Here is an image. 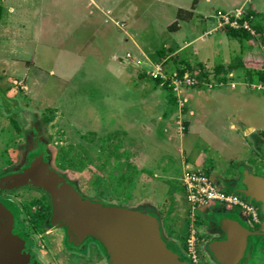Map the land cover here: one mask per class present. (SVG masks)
Instances as JSON below:
<instances>
[{
    "label": "rangeland",
    "instance_id": "1",
    "mask_svg": "<svg viewBox=\"0 0 264 264\" xmlns=\"http://www.w3.org/2000/svg\"><path fill=\"white\" fill-rule=\"evenodd\" d=\"M175 1L184 5L188 2ZM89 2L0 0L3 8L0 16V179L18 176L29 156L36 154L49 172L88 204L151 213L161 240L179 250L182 258L188 252L186 215L189 205L185 189L178 180L182 173V159L176 152L179 142L171 143L167 139L155 111L151 118L140 101L136 105L135 99L143 97L141 90L147 93L149 85H156L147 74V79L136 81L140 66L145 64L149 70L153 63L160 62L164 80L171 77V72L183 68L195 79L194 84L185 87L201 86L202 72L212 75V68L217 64L237 66V61L241 60L253 67V78L244 72V66H239L234 71L227 69L215 79H237L246 83L244 87L237 84L207 89L205 85L200 87L202 92L188 97L189 104L192 101L196 104L195 112L205 111L203 115L207 119L202 118V121H208L216 131L215 136L225 145L197 127L196 116L192 117L190 131L179 143L185 150L187 167L193 169L197 159L208 157L205 166L207 171L212 169L210 175L215 182L221 177L220 186L230 192L237 191L228 186L225 177L236 174L241 164L238 158L250 157L248 162L256 164L252 156L255 152L253 136L261 128L264 132V87L255 75L259 70L264 71V42L261 40L264 31L258 35L255 32L253 37L248 33L249 40L240 37V42L236 39L238 47L231 49L232 43H227L228 50H223L205 38L206 35H198L199 29L187 34L189 40L197 38L192 45L175 53L166 45H172L176 38L158 17V7L147 11V16L137 18L136 10L135 15L133 10L125 11L121 6L127 1L119 0L120 7L110 11L114 21L110 22L104 21L103 14L92 6L85 8ZM130 2L138 9L144 8L138 0ZM139 13L142 15L143 10ZM220 26V30L227 31L226 24ZM219 27L214 28L215 31ZM237 27L235 38L244 29L251 32L248 25ZM150 28L154 30L148 31ZM248 49L252 52L249 56L245 53ZM158 50L167 57L159 55ZM145 51H150L151 56ZM126 54L134 60L130 61ZM167 83L169 80L162 81V87ZM190 89L183 92L188 93ZM201 115L197 116L201 118ZM11 121H15L18 130ZM143 122L154 125L153 137L143 133ZM241 122L254 128L239 140L229 125L233 124L240 131ZM114 124L128 130L110 129ZM105 126L107 133L102 129L101 133L88 134L89 130L96 133V129ZM258 157L264 166V161ZM152 173L156 177H152ZM0 199L14 206L16 220L34 246L39 247V242H44L47 236L59 243L69 240L61 222L62 228L49 231V217L54 219L52 197L36 181L5 184L0 188ZM152 202L155 212L147 206ZM169 211L172 214L167 216L165 212ZM94 240L97 239H89ZM59 248L61 250L62 243L54 245L55 251L48 250L60 252ZM197 251L201 258L202 249L198 244ZM95 263L94 259L90 261V264Z\"/></svg>",
    "mask_w": 264,
    "mask_h": 264
},
{
    "label": "crops",
    "instance_id": "2",
    "mask_svg": "<svg viewBox=\"0 0 264 264\" xmlns=\"http://www.w3.org/2000/svg\"><path fill=\"white\" fill-rule=\"evenodd\" d=\"M125 1H127L126 5H123V7L121 6V8L125 9V11L133 10V14H134V11L136 10L135 14L137 18L140 16H143V17L147 16V14H149L147 11L151 10L152 12V9L155 7L159 8V12L157 13L158 17L164 20L163 24L165 25V28L170 32L171 35H173V38H176V41L173 40L172 45H166V46H171V49L175 53H178L180 51L182 52L185 48H187L188 46H191L193 43V40L195 41L197 38L195 39L194 37L189 40L187 34H190L192 32H197L199 29H201V31L199 32L198 35L202 34L201 37H204V35H206L205 38L208 37V39L212 40L213 45L223 50H228L229 47L227 46V43H232L231 49H235L236 47H238L237 40L241 38L240 37L235 38L236 35L231 36L227 33V31L223 32L222 30H220L221 28L220 24L221 25L226 24V26L231 27L233 30L238 28L237 25L244 26L245 24L246 27L247 25L250 27L252 25H256L260 28L262 32L264 31V0H188V2L185 3V5L181 2L178 3L175 0H152L149 3L143 0H138L140 4L143 3L142 6L144 8L142 9H138V7H136L134 2L132 3L130 2V0H125ZM120 5L121 3L119 4V0H97V2L96 0H90L88 7H85V8H89L90 6H92L93 8H95L96 11H98V13L100 12L101 14H103L104 21L114 22L112 20V15H111L112 13H110V11L112 9H117V6L120 7ZM178 9H182L185 11H191L192 16L188 19H178L176 28L170 29L168 28V26L173 21L176 20V13ZM106 10H108L109 13H107ZM142 10H143V13L142 15H140L139 12ZM182 15H185V13H182ZM244 16H247V18L242 19V21H239V19H241ZM133 19L137 20L135 17ZM192 20H194V22H192ZM146 26L150 27L149 24H146ZM217 27L219 28L218 30L215 31ZM125 30L126 29L124 28V31ZM153 30H154L153 28H150L148 31H153ZM247 33L252 35V37L255 36L254 35L255 31L252 27H251V32H247ZM256 33L257 35L260 34L258 32ZM217 34L219 35L217 38H215ZM246 40H249V39H246ZM216 43L217 44L220 43L218 44L219 46L216 45ZM146 53L149 56H151L150 51L149 52L147 51ZM245 53H247L249 56L251 55L252 52L249 51L248 49L247 51H245ZM162 55L165 56V53H163ZM125 56L129 58L130 61L134 60L133 57L130 55L127 56L126 54ZM137 62H141L143 64L142 61L137 60ZM154 64L155 63L152 64L153 68L152 69L150 68L151 71L156 72L157 71L156 68L157 66H159V69H160L159 73L163 78L164 76H163L162 65L160 64V62L157 65H154ZM221 64L224 65L223 63ZM224 66L227 67V65H224ZM237 66L234 65L231 70L234 71V70L239 69V66L240 67L244 66L243 68L244 69L246 68L245 71H250L252 73L254 72L253 67L247 66L241 60L237 61ZM145 67H147L145 64L144 66L143 65L140 66V72H139V73L145 72V76L142 78L143 80L148 78L146 77L147 75L152 77V75H150V72H149L150 69L147 70L148 67L147 68ZM173 72H176V71H173ZM262 72L264 73V71ZM183 73H186L185 70ZM251 76L252 78L254 77L253 75ZM137 78H138V75H137ZM137 78H136L137 82L139 80H142V79H137ZM156 78H159L161 81L157 84L155 83L156 85H154V87L152 85L151 86L149 85V88H148L149 90L147 93H145L146 90L142 89L141 94L143 95V97L142 99H138V98L135 99L136 105H138V103L141 102V104L144 106L143 109L144 110L146 109L145 111L150 112L149 115H151L150 116L151 118L155 116L152 111H155L158 114L156 120L158 121V123L161 122L162 130L161 128L160 130L166 133V137L171 143L177 141V143L179 142L180 144H181V141H183L185 136L190 131L192 117L194 119L195 116L196 117H195L194 123H197L196 126L202 127L203 131H206L211 136L216 137L215 129L214 128L212 129V127L209 125L207 120L202 121L203 120L202 118L207 119L204 117L205 115H203L205 111L201 109L202 115H201V112L199 111L195 112L196 109L194 106H196V104L194 101H192L189 104L188 102L189 96H192L195 93L198 94L202 92V88L200 87L205 86V85L207 86L206 87L207 89H213L216 87L220 88L223 85H226V86L229 85L230 87H235L237 84H239L240 87H244L243 84H246V83L238 81L237 79H236L237 81L235 79H232V81H229V79H227V81H222L221 79H218V81H216L215 80L216 78H215L212 81L213 82L215 81L218 83H212V81H203V84L201 86L185 87L187 85H180L178 86L179 88L177 87L176 89H173L171 83H167V86H165V88L162 87V81L169 80V78H167L166 80L164 79L162 80L161 77H156ZM152 79L155 80V78L153 77ZM223 82H226V83H223ZM260 85L264 87V85H262L261 83ZM188 88L189 89L191 88L190 92L188 93L183 92L184 90L187 91ZM178 89L180 90L178 91ZM181 94H183L184 96H182ZM180 95L182 97H180ZM147 97H150V98L147 99ZM197 115L199 116L201 115V118ZM240 124L242 125V129L240 131H238V127H235L233 124L229 125V129L233 131L234 137L236 136L239 137L238 138L239 140L241 139L242 136H246L249 133H251L254 128L253 126H249L243 122H241ZM141 126H142L144 134H150L152 137L154 136L155 130H154L153 124H151L150 122H143ZM112 127L125 130V131L128 130L125 127L116 126L115 124L110 126V129H112ZM102 129L106 131V133L109 131L106 126L100 127L96 129L95 134L101 133L99 131H101ZM261 129H259L256 135L253 136V142H252L255 148L254 150L255 152H253L252 156L256 164L255 163L252 164L248 162L250 161V159H252L250 157H247L246 160L238 158L240 159L241 164L238 165L236 169V174L232 173L231 175H227L225 177L226 183L228 184V186H233L240 193L234 190H232L231 192L238 194L243 201L248 202L253 207H255L256 219H253L250 215L246 214L239 206H233V205L230 206V205L221 204L218 202H208L203 205L192 206L187 201L189 205L187 209V215H186L187 222L189 221L187 224L188 238L190 236L194 238V243L196 245V249H195L196 262L193 263L188 253L185 252V256H183L184 258L182 257L185 264H230V261L226 258L227 257L226 254L227 253L229 254V252H232L236 248V246L227 248L225 254L220 253V246L224 242H227L228 240H230L231 236L234 233L232 231H237L238 233L241 232V233L246 234V232H248L249 229H253L252 233H254L257 238L255 241L256 246H258L259 251L263 249L264 233L261 231V229H262L263 220H264V203H262L260 200H257L256 198L244 195L239 187V184L241 183V179L244 176L256 177V178L264 180V166L259 163L261 162V159L258 157L260 156L262 160L264 161V132L263 131L261 132ZM89 131L91 132L93 130H89ZM217 137L214 139L217 140L218 142L220 141L222 146L225 145ZM179 143L177 144L176 152L177 153L179 152L178 156L179 158L182 159V173H181V176L178 177V180L180 181L181 186L184 188V185L182 182V177L184 173L187 171L197 170V171L204 172L206 175L210 177L212 182L217 187L224 189L222 186L219 185L222 178L218 177L219 180L217 179L218 181L215 182V180L210 175L212 169L210 171H207L205 162L209 161L208 157L203 156V158L200 157L199 159H197L195 161L196 167L193 169L187 167V157H185V150L183 149V146L179 145ZM244 145L246 144L244 143ZM229 163L232 166V161H229ZM211 167L213 168L212 165ZM257 168L259 169V171L256 172L255 170ZM234 176H237L235 180L233 179ZM152 177H156V174L152 173ZM147 206H150L153 212H155L154 210L156 208L153 202L151 203V205H147ZM165 213L168 216V214H172V211H169L168 213L165 212ZM223 229L228 230L227 237L224 233L221 234ZM242 240H243V243H245L244 236ZM240 242L242 241L240 240ZM197 244L202 249L201 258L198 255ZM240 249H241L240 254L242 255L243 250H244L242 248V245L240 246ZM177 251L180 252L179 250Z\"/></svg>",
    "mask_w": 264,
    "mask_h": 264
},
{
    "label": "water",
    "instance_id": "3",
    "mask_svg": "<svg viewBox=\"0 0 264 264\" xmlns=\"http://www.w3.org/2000/svg\"><path fill=\"white\" fill-rule=\"evenodd\" d=\"M36 165L27 163L14 178L0 179V188L6 185L36 181L50 192L54 220L60 221L71 240L82 241L91 236L97 239L111 264H185L178 252L165 244L159 236L157 222L149 212H132L114 206L90 205L72 191L55 174L46 169L39 156ZM240 189L244 195L264 203V180L244 176ZM240 240L242 242H240ZM243 240L238 233L220 246V253L229 247L236 248L226 254L230 264L240 258ZM263 256V255H262ZM0 264H31L27 238L16 220V210L0 199Z\"/></svg>",
    "mask_w": 264,
    "mask_h": 264
},
{
    "label": "flooded vegetation",
    "instance_id": "4",
    "mask_svg": "<svg viewBox=\"0 0 264 264\" xmlns=\"http://www.w3.org/2000/svg\"><path fill=\"white\" fill-rule=\"evenodd\" d=\"M240 186L243 187L242 183ZM53 220V218L49 217V231H51L52 229L57 230L59 228H62L59 225L60 221L55 220V223ZM62 229L65 231L66 227ZM252 231L253 229H249L246 234L232 231L234 232L233 234L238 233L242 239L243 236L245 237V243L242 244V248L244 250L236 264H264V247L262 250H258V246H256L255 243L257 238L256 235L252 233ZM261 231L264 233V220ZM222 233H224L226 237L228 236V230L223 229L221 234ZM90 237L91 236H88L87 239L82 241H74L69 238V240L65 239L64 241H60L59 243L57 242V240L52 241L51 236H47V239H45L44 242H39V247L36 245L34 246L33 241H30V239L26 237L29 243L31 264H90V261L93 259L94 261L96 260L95 264H111L108 254L106 253L100 242L98 240L89 241ZM61 243L62 248L61 250L59 248L60 252H53L55 251L54 245L61 246ZM48 249H51L53 251ZM91 251L95 252L92 253ZM225 253L226 252L224 251L223 254ZM50 256L52 258H50ZM47 258L50 259L47 260ZM89 258H91V260H89Z\"/></svg>",
    "mask_w": 264,
    "mask_h": 264
},
{
    "label": "built area",
    "instance_id": "5",
    "mask_svg": "<svg viewBox=\"0 0 264 264\" xmlns=\"http://www.w3.org/2000/svg\"><path fill=\"white\" fill-rule=\"evenodd\" d=\"M156 70V72H151L150 75H152L153 78H162L159 73V66H157ZM162 79L165 78L163 77ZM169 81V83L172 84L173 89H176L180 85H192L195 83V79L190 74L182 73L181 75H177L176 72L171 73ZM182 182L185 188L186 200L192 206L203 205L208 202L239 206L246 214L250 215L253 219H256L255 207L248 202L243 201L238 194L217 187L204 172L197 170L187 171L182 177ZM187 245V253L192 262L195 263L196 255L193 237L190 236L187 239Z\"/></svg>",
    "mask_w": 264,
    "mask_h": 264
},
{
    "label": "trees",
    "instance_id": "6",
    "mask_svg": "<svg viewBox=\"0 0 264 264\" xmlns=\"http://www.w3.org/2000/svg\"><path fill=\"white\" fill-rule=\"evenodd\" d=\"M2 11H3V8H2V6L0 5V16H1V14H2ZM182 13H185V15H182ZM192 16V13H191V11H185V10H182V9H178L177 10V13H176V20L175 21H173L169 26H168V28H170V29H175L176 28V26H177V20L178 19H188V18H190ZM247 18V16H244V17H242L241 19H239V21H242V19H246ZM232 19V18H231ZM253 29H254V31L255 32H258V33H261V30H260V28L258 27V26H256V25H252L251 26ZM227 33L229 34V35H231V36H235L236 35V30H233L231 27H228L227 28ZM237 36L238 37H243V38H245V39H249V34L247 33V32H245V30L244 31H242L241 33H237ZM261 40L264 42V35L263 36H261ZM158 54L159 55H162L163 54V52L160 50V51H158ZM233 68V65H229V66H224V65H222V64H217V65H215L213 68H212V75H210L209 76V74L207 73V71H203L202 72V78H203V81H212V80H214L220 73H222V72H225L226 71V69H232ZM184 72V69L183 68H181V69H176V73H177V75H181L182 73ZM245 73H247V74H249V75H251L252 74V72H250V71H245ZM255 75H256V77H257V79L260 81V83L262 84V85H264V73L262 72V71H257V72H255ZM145 76V72H141V73H139L138 74V79H142L143 77ZM221 80L222 81H227V79H225V78H221ZM161 80L159 79V78H155V83L157 84V83H159ZM12 122V125L14 126V128L16 129V130H18V126H17V124L15 123V121H11ZM88 134H91V135H95V133H93V132H88Z\"/></svg>",
    "mask_w": 264,
    "mask_h": 264
},
{
    "label": "bare ground",
    "instance_id": "7",
    "mask_svg": "<svg viewBox=\"0 0 264 264\" xmlns=\"http://www.w3.org/2000/svg\"><path fill=\"white\" fill-rule=\"evenodd\" d=\"M28 163L31 164V165L37 166V165H36V158H35L34 155H30V156H29V161H28Z\"/></svg>",
    "mask_w": 264,
    "mask_h": 264
}]
</instances>
